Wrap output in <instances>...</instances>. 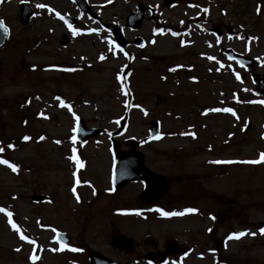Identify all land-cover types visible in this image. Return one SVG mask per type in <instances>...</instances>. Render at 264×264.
I'll list each match as a JSON object with an SVG mask.
<instances>
[{"label": "rangeland", "instance_id": "1", "mask_svg": "<svg viewBox=\"0 0 264 264\" xmlns=\"http://www.w3.org/2000/svg\"><path fill=\"white\" fill-rule=\"evenodd\" d=\"M21 2L35 12L26 27ZM87 2L104 24L146 45L119 51L110 32L70 0L0 4L10 31L0 50V160L8 162L0 163V264H89L84 253L95 251L134 264L111 247L115 233L138 243L148 234L177 239L193 250L181 264H264V162L242 163L264 153V96L250 71L203 59L211 50L197 29L198 20L232 26L230 44L264 60V0H175L172 8L163 0ZM140 4L156 14L130 31L125 20ZM66 15L78 18L71 32ZM78 119L102 134L79 143ZM124 119L123 150L125 140L148 136L152 120L160 124L158 139L140 149L170 185L150 202L154 208L140 200V183L112 187L111 140ZM59 232L70 245L54 241ZM237 233L245 235L230 238Z\"/></svg>", "mask_w": 264, "mask_h": 264}, {"label": "water", "instance_id": "2", "mask_svg": "<svg viewBox=\"0 0 264 264\" xmlns=\"http://www.w3.org/2000/svg\"><path fill=\"white\" fill-rule=\"evenodd\" d=\"M173 0H166L167 4H172ZM22 10L20 14V20L23 25L28 24L30 17L32 16L31 10L28 8L27 4H22ZM82 12L89 11L87 6L82 5ZM145 14V9L141 6L138 13H131L128 17V22L131 27L137 29L141 26L143 17ZM1 22V21H0ZM107 29H110L113 32L117 40V45L122 46L125 44L121 36V31L113 26H106ZM2 23L0 27V48L6 43L8 39V30ZM241 59V58H239ZM261 85L264 84V78H257ZM126 124L123 122L119 131L115 133V136H120L125 131ZM150 136L144 140H128L126 145L135 149L142 146L144 143L156 138L159 133V126L157 122H152L150 124ZM100 133L98 129H88L85 128L84 122H79L77 137L81 142L87 141L90 137H95ZM113 153L115 157V172L113 175V185L116 189L123 188L126 184L133 181H143L145 183V192L142 194V198L145 200L155 199L159 197L166 191L165 181L157 176L156 174L149 171L144 164L143 155L134 150L122 151L119 148V143L113 141ZM36 201L41 200L40 198H35ZM62 241H65L61 239ZM131 241L121 235H116L112 238V244L116 248H129L132 249ZM93 264H113L109 259L100 256L99 254L94 253L91 256Z\"/></svg>", "mask_w": 264, "mask_h": 264}, {"label": "flooded vegetation", "instance_id": "3", "mask_svg": "<svg viewBox=\"0 0 264 264\" xmlns=\"http://www.w3.org/2000/svg\"><path fill=\"white\" fill-rule=\"evenodd\" d=\"M199 29H200V31H205L207 35L215 37L214 42H212V43L210 42L211 44H209L207 42L208 41L207 38H205L206 41L204 40V44L207 47H210L213 44H214V46H216L215 43L216 42L218 43L221 40V38L224 36V33H226L228 35V37H230V39L233 37V33L230 32L231 29L229 28V26L227 28H225L224 26H220L219 22H217V24H214V22H212V21L202 20V23H200ZM215 29H219L220 32H217ZM215 31L218 33V35L215 34ZM206 46H204V47H206ZM223 48H231V47H229V46L222 47L221 45H219V46L216 47L215 52H213V48H210L212 56L215 57L216 59L226 58V56L224 55ZM139 248L142 250V254H147L148 253V250H147L148 248L145 247L144 244L143 245H139ZM157 250H163V246L158 247ZM157 250H156L155 253L158 252ZM122 254H124V252ZM138 257H139V255H138ZM179 260L180 259L178 258V261Z\"/></svg>", "mask_w": 264, "mask_h": 264}, {"label": "snow or ice", "instance_id": "4", "mask_svg": "<svg viewBox=\"0 0 264 264\" xmlns=\"http://www.w3.org/2000/svg\"><path fill=\"white\" fill-rule=\"evenodd\" d=\"M38 7H44V6L43 5H38ZM205 11H207V10L205 9ZM0 27H2V22H0ZM5 31H6V29H5ZM225 111H231V109H225ZM25 139H27V137H25ZM9 147H11V145H9ZM0 151H2V150H0ZM260 162H264V153H260L259 154V159L256 160V161H242V163H260ZM0 163L7 164L8 162L0 160ZM217 163H221V162L217 161ZM225 163H232V162L231 161H227ZM8 166L12 169V171H14V172L16 171V167L15 166H13L11 164H9ZM0 211H2V209H0ZM157 211H159V209H157ZM187 211L192 212V211H195V210L188 209ZM182 214L183 213H162V215H165V216L182 215ZM13 227H15V226H13ZM259 231H260L261 234H264V228H260ZM251 234L255 235V233H251ZM243 235H245V233H237V234H233V236L230 237V238H239V236H243ZM21 239H26V237L21 236ZM73 250L75 251V249H73Z\"/></svg>", "mask_w": 264, "mask_h": 264}]
</instances>
